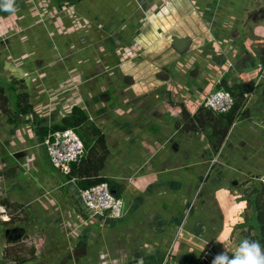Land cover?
<instances>
[{
    "label": "crops",
    "instance_id": "0c3cea01",
    "mask_svg": "<svg viewBox=\"0 0 264 264\" xmlns=\"http://www.w3.org/2000/svg\"><path fill=\"white\" fill-rule=\"evenodd\" d=\"M252 2L91 0L78 12L77 2L17 0L2 11L8 67L27 86L40 83L43 113L34 108L20 125L0 126V200L9 219L0 220V264H94L83 260L99 244L127 264H164L171 246L187 264H211L223 248L235 254L250 201L264 187V130L254 128L264 126V23L253 21ZM223 80L246 93L216 149L210 125L192 122ZM53 89L58 107L44 95ZM74 106L105 135L99 177L125 202L121 220L91 218L79 180L55 169L42 146L39 124L61 122ZM244 120L252 125L236 135ZM29 163L41 191L16 194ZM70 222L78 224L73 238Z\"/></svg>",
    "mask_w": 264,
    "mask_h": 264
},
{
    "label": "trees",
    "instance_id": "16d2710c",
    "mask_svg": "<svg viewBox=\"0 0 264 264\" xmlns=\"http://www.w3.org/2000/svg\"><path fill=\"white\" fill-rule=\"evenodd\" d=\"M16 1L14 0L12 7H14ZM79 1L81 0H56L59 8ZM6 3L7 0H0V15L6 8ZM262 62L264 64V56H262ZM221 87L230 91L236 99V104L231 112L227 115H214L215 113L201 108L199 113L206 110L204 115L197 114L193 117L192 122L194 129H204L207 125H210L213 129V137L216 139V149H219L224 143L229 129L236 119L237 112L244 102L246 93L243 85H229L226 80H223ZM0 109L3 113L8 114V123L15 125H18L24 119L34 116L33 114L35 113L26 87L24 86L22 90H19L16 83L8 87L0 85ZM184 114L188 116L186 111ZM42 122L39 124L38 133L43 137V140L50 131L74 129L85 144L87 156L79 165L71 166L69 178L76 177L79 180L80 188L84 189L101 182H107L105 178L99 177L108 157L106 138L97 126L90 123L89 117L84 110L74 106L70 115L64 117L61 122L51 126ZM217 124H220V126ZM255 192L256 197L253 201H250L248 208L251 210V215L245 217V222L242 225L245 228L243 235L244 239L256 240L264 245V187ZM0 204L8 205L5 200H0Z\"/></svg>",
    "mask_w": 264,
    "mask_h": 264
},
{
    "label": "built area",
    "instance_id": "2783aa9c",
    "mask_svg": "<svg viewBox=\"0 0 264 264\" xmlns=\"http://www.w3.org/2000/svg\"><path fill=\"white\" fill-rule=\"evenodd\" d=\"M232 63L229 67H233ZM247 96V95H246ZM236 104L234 95L224 88L207 94L200 103L204 108L218 115H227ZM52 166L69 176L71 166L79 165L87 156L84 142L74 129L63 131H50L42 142ZM71 182L77 179L72 177ZM79 194L84 207L90 213L91 218H105L108 220H121L125 216V203L122 198L115 195L107 182H101L88 188H80ZM2 195V194H1ZM0 220L8 219L7 207L0 204ZM70 231L69 237L77 236L78 224L70 222L65 225ZM177 244V243H175ZM173 247L166 253L164 264H187L174 260ZM99 264H127L126 257H113L108 251L101 250Z\"/></svg>",
    "mask_w": 264,
    "mask_h": 264
},
{
    "label": "rangeland",
    "instance_id": "374dc122",
    "mask_svg": "<svg viewBox=\"0 0 264 264\" xmlns=\"http://www.w3.org/2000/svg\"><path fill=\"white\" fill-rule=\"evenodd\" d=\"M81 1H82L81 3H79L80 2L79 1V2H77L78 4H76V7H77V11L78 12H79L80 9H82V7L83 8L85 7V11H86L87 10L86 9L87 8V5L90 3L91 0H84V1L81 0ZM252 3H253V5L255 4L254 10H253L254 11L253 13L255 14V16L253 18V21H256V23H258V24L264 23V0H253ZM71 9H73V11L75 10V8H69V10H71ZM254 14H252L251 16H253ZM74 15H75V11H74ZM8 32H9V30H8ZM9 33H11V32H9ZM24 33L25 32H22L20 34H24ZM7 35L9 37V34H7ZM7 35H5V34L3 35L2 34L1 35L2 37L0 36V85H3V86L8 87V86L12 85L13 83H16V86H17V88L19 90H22V88L25 86L26 87V90L28 91V93L29 94L32 93V94H30V102L31 101H34L35 102V106H33V107L35 108L36 111H40V113H43V111L41 110L42 109V106L39 105V103H38V102H40V100L39 99L36 100V98H37L36 96L38 94H37V89L35 87L37 85L40 86V83L39 84H32V83H30L29 84L30 86H27L23 80L16 79L13 76L12 73L14 71V68H13L12 63H9V65H10L11 68L8 67V63H7L6 58L8 57V52L11 49H10V46L7 45L8 44ZM260 41L261 42H258V43L264 45V40H260ZM258 43H257V45H258ZM262 53H264V51ZM26 63L27 64L25 65V68L28 69L27 71H29V69L33 67V64L32 63H29V61H26ZM247 70L248 71H251L252 69L251 68H247ZM41 86H42V83H41ZM40 89H42V88H40ZM34 91H36V92H34ZM57 94L59 95V93H57V91H55L54 89L52 90V93H46V94H44V95H49L50 96V97L48 96L49 98H48V102H47V104L50 107L53 104H55L58 107V105L60 104L57 101L58 100L57 99L58 98V95ZM39 96L41 97V94H39ZM70 96H71L70 93L64 94L63 97H62V100L65 99V98L67 100ZM48 113H50V112H48ZM251 121L252 122H255V123L260 122V120H256L255 118H253ZM7 123H8V114L3 113L2 110L0 109V126L3 127ZM20 124L21 123H19L18 125H20ZM250 125H252L251 122H248L246 120L238 122L237 125L235 126V128L237 129L236 132H235L236 135H237V132H238V134L241 133L240 132L241 131V127H242V129H244V127H247V126H250ZM257 125L254 126L255 130H259V134L262 135L263 134L262 132L264 130V126H262L259 123ZM26 168L28 169V171H27V174L28 175L27 176H24L22 178L21 177L18 178V181L19 182L16 185H18V184L19 185H18V190H17V187L15 189L16 190V194H18V192L20 193L22 191V189L23 190H26V189H29V188H32L33 191H34V193H39L41 191L40 188H39V185L42 184V182L40 180V176L35 177L34 173L29 170L30 169V163H29V165L26 166ZM28 191L29 190H27L26 192H28ZM22 193L23 192H21L20 194H22ZM125 208H126V205H125ZM179 208H180V206H178V209ZM45 214H47L46 211H45ZM19 215L20 214H18L17 217H19ZM129 220L130 219H127L126 221H124L121 224V225H124V227L126 229H129L130 228V226L128 225ZM133 222H134V225H135L136 222H141L142 223V221H137V220H133ZM68 236H70V235H68ZM102 249H103V246H101V244H99V246L97 247V250H96L95 254L94 255L92 254L91 255L92 257H89L88 259L85 258L83 260V262L87 263L89 260H92V262L94 264H99V262L101 261L100 255H101V250Z\"/></svg>",
    "mask_w": 264,
    "mask_h": 264
},
{
    "label": "clouds",
    "instance_id": "9594fccd",
    "mask_svg": "<svg viewBox=\"0 0 264 264\" xmlns=\"http://www.w3.org/2000/svg\"><path fill=\"white\" fill-rule=\"evenodd\" d=\"M13 3L14 0H7L6 8L11 9ZM211 264H264V245L256 240L244 239L235 254L229 255L223 248L214 255Z\"/></svg>",
    "mask_w": 264,
    "mask_h": 264
},
{
    "label": "water",
    "instance_id": "95a60500",
    "mask_svg": "<svg viewBox=\"0 0 264 264\" xmlns=\"http://www.w3.org/2000/svg\"><path fill=\"white\" fill-rule=\"evenodd\" d=\"M253 63H254L253 60L248 61V65H249V66L253 65ZM250 68H253V66H251Z\"/></svg>",
    "mask_w": 264,
    "mask_h": 264
}]
</instances>
